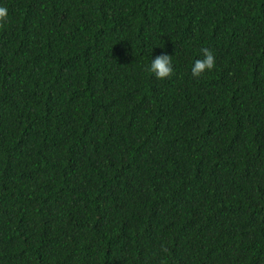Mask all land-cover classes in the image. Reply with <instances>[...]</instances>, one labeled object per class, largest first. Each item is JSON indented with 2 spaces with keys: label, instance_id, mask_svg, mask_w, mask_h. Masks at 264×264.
<instances>
[{
  "label": "trees",
  "instance_id": "16d2710c",
  "mask_svg": "<svg viewBox=\"0 0 264 264\" xmlns=\"http://www.w3.org/2000/svg\"><path fill=\"white\" fill-rule=\"evenodd\" d=\"M0 6V264H264V0Z\"/></svg>",
  "mask_w": 264,
  "mask_h": 264
},
{
  "label": "clouds",
  "instance_id": "9594fccd",
  "mask_svg": "<svg viewBox=\"0 0 264 264\" xmlns=\"http://www.w3.org/2000/svg\"><path fill=\"white\" fill-rule=\"evenodd\" d=\"M8 16V9L5 6H0V21H3ZM202 59H197L194 66L191 67L193 77H200L205 72H211L216 66L215 56L208 49H200ZM148 72L154 75L159 80L167 79L173 73L172 55L162 54L151 60L148 66Z\"/></svg>",
  "mask_w": 264,
  "mask_h": 264
}]
</instances>
